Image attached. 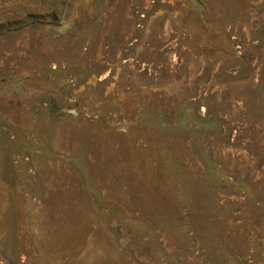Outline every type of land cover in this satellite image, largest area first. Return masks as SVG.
I'll use <instances>...</instances> for the list:
<instances>
[{"label": "rangeland", "instance_id": "374dc122", "mask_svg": "<svg viewBox=\"0 0 264 264\" xmlns=\"http://www.w3.org/2000/svg\"><path fill=\"white\" fill-rule=\"evenodd\" d=\"M0 264H264V0H0Z\"/></svg>", "mask_w": 264, "mask_h": 264}]
</instances>
